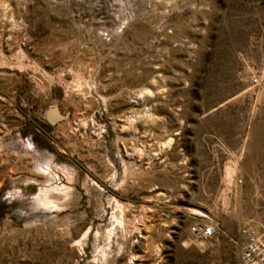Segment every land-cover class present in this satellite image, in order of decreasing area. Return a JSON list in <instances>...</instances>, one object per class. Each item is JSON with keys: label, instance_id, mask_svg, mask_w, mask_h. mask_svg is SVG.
<instances>
[{"label": "rangeland", "instance_id": "1", "mask_svg": "<svg viewBox=\"0 0 264 264\" xmlns=\"http://www.w3.org/2000/svg\"><path fill=\"white\" fill-rule=\"evenodd\" d=\"M243 228L264 0H0V264H246Z\"/></svg>", "mask_w": 264, "mask_h": 264}, {"label": "built area", "instance_id": "2", "mask_svg": "<svg viewBox=\"0 0 264 264\" xmlns=\"http://www.w3.org/2000/svg\"><path fill=\"white\" fill-rule=\"evenodd\" d=\"M192 234L206 239L215 234V229L211 226L194 224L190 228ZM241 258L246 264H264V243L260 244L253 233L248 228L240 230Z\"/></svg>", "mask_w": 264, "mask_h": 264}, {"label": "bare ground", "instance_id": "3", "mask_svg": "<svg viewBox=\"0 0 264 264\" xmlns=\"http://www.w3.org/2000/svg\"><path fill=\"white\" fill-rule=\"evenodd\" d=\"M166 145H169L170 144V141H166V143H165Z\"/></svg>", "mask_w": 264, "mask_h": 264}]
</instances>
